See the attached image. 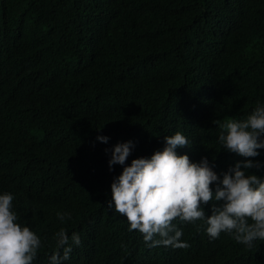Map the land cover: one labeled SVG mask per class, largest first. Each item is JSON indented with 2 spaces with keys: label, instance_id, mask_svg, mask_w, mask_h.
<instances>
[{
  "label": "trees",
  "instance_id": "obj_1",
  "mask_svg": "<svg viewBox=\"0 0 264 264\" xmlns=\"http://www.w3.org/2000/svg\"><path fill=\"white\" fill-rule=\"evenodd\" d=\"M0 38L19 52L0 63V194L45 245L57 198L101 235L117 220L102 204L123 170H109L117 143L133 142L130 165L180 132L177 153L221 175L244 158L222 149L219 124L264 105V0H0ZM258 151L248 171L264 177ZM200 261L264 264V241Z\"/></svg>",
  "mask_w": 264,
  "mask_h": 264
},
{
  "label": "clouds",
  "instance_id": "obj_2",
  "mask_svg": "<svg viewBox=\"0 0 264 264\" xmlns=\"http://www.w3.org/2000/svg\"><path fill=\"white\" fill-rule=\"evenodd\" d=\"M16 55L12 42L0 38V63ZM14 98L6 93L3 101ZM219 127L222 149L244 158L222 176L206 157L192 162L177 153L190 147L180 132L164 136L161 150L130 165L133 142L113 146L109 170H123L113 179L111 199L103 197L102 204L117 220L102 235L82 204L76 215L57 198L62 223L45 245L20 218L14 196L0 194V264H201L200 252L208 246L226 254L250 252L257 240L264 241V177L248 171L260 167L253 158L264 149V105ZM210 203L211 213L204 208Z\"/></svg>",
  "mask_w": 264,
  "mask_h": 264
}]
</instances>
